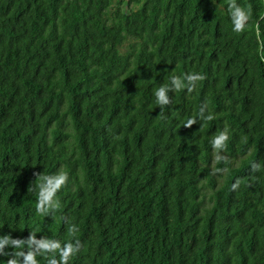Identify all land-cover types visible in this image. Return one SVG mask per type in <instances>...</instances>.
I'll return each mask as SVG.
<instances>
[{
	"label": "trees",
	"instance_id": "trees-1",
	"mask_svg": "<svg viewBox=\"0 0 264 264\" xmlns=\"http://www.w3.org/2000/svg\"><path fill=\"white\" fill-rule=\"evenodd\" d=\"M77 243L66 264H264V0H0V264Z\"/></svg>",
	"mask_w": 264,
	"mask_h": 264
},
{
	"label": "clouds",
	"instance_id": "clouds-1",
	"mask_svg": "<svg viewBox=\"0 0 264 264\" xmlns=\"http://www.w3.org/2000/svg\"><path fill=\"white\" fill-rule=\"evenodd\" d=\"M230 11L233 18L234 23V30L235 31H241L244 28V22L248 19V14L239 6H237L235 3L230 5ZM187 82L190 85L195 84L196 81L202 80L203 76L199 74H189L185 77ZM172 85L176 89H181L185 87V80L181 79L179 77L173 76L172 77ZM169 91V88L167 86H162L158 90L155 91L154 95L157 98V102L159 104L165 105L169 103V97L167 95ZM194 123V121L189 122V126ZM228 139L227 133L223 132L219 136H217L213 141V145L217 148L222 147L224 142ZM69 177L68 174L60 173L58 175H51V176H43L40 178V184H39V197L40 202L38 204V210L41 212L47 213L49 208H56L58 207V202L55 201L54 195L55 193L68 181ZM41 247L43 249L47 250H53L59 247L58 243H42ZM79 251V245L74 247L73 245H67L65 250L63 251V258L66 259L67 257L74 253ZM27 261H30L31 264H36V261L34 260L32 255H28L26 257ZM50 264H56L55 260H52Z\"/></svg>",
	"mask_w": 264,
	"mask_h": 264
}]
</instances>
